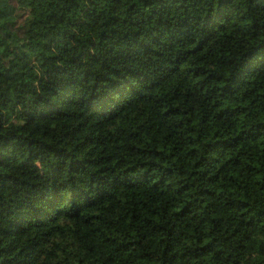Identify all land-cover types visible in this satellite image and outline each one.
<instances>
[{
  "label": "trees",
  "instance_id": "16d2710c",
  "mask_svg": "<svg viewBox=\"0 0 264 264\" xmlns=\"http://www.w3.org/2000/svg\"><path fill=\"white\" fill-rule=\"evenodd\" d=\"M0 264H264V0H0Z\"/></svg>",
  "mask_w": 264,
  "mask_h": 264
}]
</instances>
